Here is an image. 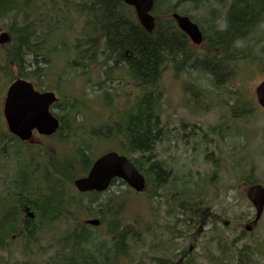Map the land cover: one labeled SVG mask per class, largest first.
Returning <instances> with one entry per match:
<instances>
[{"label": "trees", "instance_id": "16d2710c", "mask_svg": "<svg viewBox=\"0 0 264 264\" xmlns=\"http://www.w3.org/2000/svg\"><path fill=\"white\" fill-rule=\"evenodd\" d=\"M47 1L0 0V20L4 17L14 19V23L9 27L14 33L8 57L21 62L19 65L20 76L28 77L27 74H24L25 63L28 60L38 62L40 56H46L49 53L48 39L43 38L38 42L41 35L36 33L33 25L38 21L35 18L41 11L44 15ZM183 1L176 3L174 8L180 9ZM190 1L195 3L200 1L204 4L207 0ZM228 1L223 0L222 4H226ZM93 2L94 6L89 8L88 17L90 18L81 33L84 41L77 38L73 43L64 46L63 50L73 54L70 60L80 67L83 74L91 73L97 76V80H103L97 82L91 77L89 81L92 88L87 87L86 92L81 96L61 94L59 101L53 107V111L60 119L61 126L53 136L60 137V141L55 147L57 156L51 155L48 149L44 150L43 155H37L38 158H35L41 163V167L37 168L34 161H30L26 149L23 150L24 154L22 152L16 154L15 159L19 169L14 179L15 195L3 203L2 207L4 208L0 207V244L6 243L7 240L10 241L11 237H20L25 245H29V239L33 240L38 237L37 230L41 225L49 224L62 214L75 215L81 232L74 233L72 252L61 258L65 251H60V257L51 260V264H109L108 250L103 249L105 243L98 244L96 242L92 236L93 232L89 230L90 227L86 222L88 219L94 218V215L100 219L105 237L112 238L116 249L124 247V245L127 246L128 238L136 231H132L126 224L124 212L129 202L132 201L134 192L120 188L118 195H114V191L106 193L105 196L100 192H93L87 195L88 198H84L85 195L77 193L73 179L75 176L83 175L91 167L94 157L90 153V144L92 145L93 141H97V139L117 140L123 153L127 155L142 154L140 157H132V159L136 166L145 173L149 184L154 180L157 185L164 186L168 170L163 166L162 161H152L149 155L164 135L161 125L160 101L162 94L157 80L162 75L163 65H167L168 62L180 64V67H184L186 64L194 66L196 58L188 37L171 19L158 17L155 31L150 34L139 22L135 25L124 17L122 12L118 13L115 0H93ZM156 2V7H158L162 0H156ZM237 3L241 6H237ZM19 11L25 14L26 21L23 20L25 27H17ZM263 15L264 0L231 1L228 28L232 32L218 31L214 35L216 40L212 49L214 54H209V58L205 55L199 63L208 68L206 70L213 75L215 80L222 79L224 73L222 71L229 68L230 61L245 57L246 53L240 50H234L231 55H228L227 46L234 47L233 44L236 40L243 37L248 19L255 20ZM49 28L51 29L52 25ZM96 33L100 38L95 36ZM210 43L213 44L212 40ZM242 47L244 45H240L239 48ZM120 54L123 57H116ZM104 55L109 59L114 58L116 62L125 60L139 85L145 89L143 95L135 102L134 107L132 106L130 110L129 107L125 111L120 110L119 118L105 126L103 116L98 114V107L101 108V99H106L112 104L116 103L119 108V97L105 94L103 96L101 89H104V83L118 78L120 69L115 64L112 66L109 62L101 60ZM46 61L42 60L41 62L47 65ZM81 64L88 66L84 67ZM105 79L107 81L103 82ZM87 102H90V105H87ZM237 108L235 106L232 109L234 117L239 116ZM92 110L95 111V118L89 119L87 111ZM95 119L99 124L87 130V124H92ZM76 131L77 133L82 132L88 140L75 142L72 139V133ZM103 132L105 133L103 134ZM63 144L71 146L70 153L61 152L59 147ZM83 144L87 145L83 146ZM147 154L148 156H146ZM42 157H46L48 161ZM143 162L149 163L150 167L144 169L141 166ZM77 172L80 173L75 174ZM183 179L185 183L191 180L186 177ZM5 190L6 188L0 182V200ZM184 190V193L175 199V205L177 209L178 206H181L186 209L185 211H190L188 215L191 216L194 210L187 203L189 190ZM21 199L34 207L35 219H21V211H18ZM14 204L16 207H10ZM207 218V216L198 217L197 222L203 223ZM213 219L216 220L215 217ZM216 239L223 254L222 257L213 256L212 259L221 264L229 258V255L227 256L229 244L226 243L227 239L221 236H216ZM245 253L246 250H240L238 259L243 261ZM162 262L168 264L172 262V259L157 260V264Z\"/></svg>", "mask_w": 264, "mask_h": 264}, {"label": "rangeland", "instance_id": "374dc122", "mask_svg": "<svg viewBox=\"0 0 264 264\" xmlns=\"http://www.w3.org/2000/svg\"><path fill=\"white\" fill-rule=\"evenodd\" d=\"M81 1L84 2L86 0ZM168 1L162 0L161 8L163 10H169L167 8L169 3H166ZM205 2L204 4L208 6L215 5V0H207ZM87 3L85 2L83 5ZM228 3L229 1L226 4L221 2L220 5L223 6L221 8H225ZM237 6L241 5L237 3ZM187 8L189 13L194 14L196 19L207 26L204 19L208 10L201 7L197 10L190 9V6H187ZM222 16L224 17L225 14L223 13ZM85 17V15L83 17H74L79 23H73L74 19L69 20V22L73 25H79L82 23V18L84 19ZM260 18L255 20L248 19L246 22L247 25H250L249 28H246L247 32L251 35L254 33L252 35L253 38H257L259 35ZM11 22V17H4L0 20V26L7 28ZM65 22L61 20V23ZM72 33L73 31L62 33L64 35L62 36L61 34L59 36L56 46L61 48L62 41L63 45L69 44L72 39ZM212 33V30L207 29V34L212 35ZM262 40L263 38H258V41ZM251 42L252 40H250ZM260 47L259 45L258 47L256 46L255 50L257 51ZM69 57L72 58V55L70 54ZM66 58V52L60 49L56 50L54 61L49 64V75L40 78L41 84H43V87L61 89L58 94L68 92L73 96H81L86 92L87 87L92 88L89 81L91 73L83 74L81 70H74L77 72L76 74L73 71H69L66 61H60ZM4 65L5 56L0 52V107H3L5 92L10 83L9 77H6L2 72V66ZM246 65H248L247 61L240 62L239 71L246 72L242 73L241 78L248 89L243 86L241 80L236 81L234 84H229L228 87L232 89L237 87L241 92H244L246 97H252L255 84L258 83V80L264 74V66L261 67V72H259L260 65L257 62H251V65H249L250 71L247 72ZM10 70L12 73H16L14 67H11ZM225 71H227V68L222 72ZM67 72H70V75L67 76L66 83L63 74ZM259 73L260 78L257 79ZM207 74L200 75L198 71H192L177 75L175 68L165 70L160 86L164 90L162 127L166 131V136L164 134V140L156 146L154 156L162 159L168 168L171 169L172 178L192 177V188L200 187L201 192L204 194L197 197V199L208 200L212 205L213 211L225 216L222 221L218 222L216 227L221 230L224 238L227 239L233 249V251H229L228 261L236 264L235 249L248 246L251 250L252 264H264V255L260 253V246L264 243V216H262L251 233H243L240 228L248 220H253L255 212L252 203L243 194L247 177L252 178L254 176L257 180H261V183H264V109L257 108L255 113L248 117L233 119L229 106L235 103L236 97L240 94L234 95L223 90L225 92L218 95V100L215 94L209 93L207 96L211 104L204 95L203 98L194 99L185 91V86L188 83L195 82L205 91L219 90L214 85L212 76L206 77L205 75ZM130 78V76H126L123 83L129 81ZM126 84L128 85L126 91H132L134 88L132 80ZM157 85L161 88L159 84ZM119 89L120 91H125L123 86L119 87ZM247 90H251L252 93L247 95ZM240 98L245 99L243 96H240ZM133 104L134 100L131 101L129 110ZM101 106L102 109L98 114L105 116L104 122H108L110 116H113L115 120L119 118L121 111L116 103L112 104L106 99H102ZM94 113V110L87 111L88 118L94 119ZM98 124L99 122L95 119L92 124H87L86 129L88 130ZM1 129L6 131L4 127H1ZM191 131L193 132L192 134L189 133ZM187 133L186 137H182ZM59 138L54 137L44 140L43 150L48 149L51 155L57 156L54 144L58 142ZM72 139L75 142L88 140L82 132L77 133V131L72 133ZM36 144H38L37 141L34 142V145ZM86 145L83 144V146ZM65 146L66 144L60 145L59 149L61 152L70 153L69 150L64 148ZM10 147L17 149L13 144H10ZM119 147L118 141L106 140L93 141L91 145L95 156L100 155L102 152L113 150V148L123 152ZM38 150L37 148L27 150L30 161H34L36 167L39 163L35 160V158H38ZM21 152L24 154L23 151ZM210 152H214L215 155L208 157ZM10 153L13 154V150ZM215 156L219 158L216 162L213 161ZM148 165L142 163L143 168L148 167ZM6 166L8 172L13 170L10 160L6 162ZM214 171L216 172V177L211 180L210 177H214L215 173L210 177L208 174ZM167 181L168 178L166 179ZM120 188L129 189L127 185H122L121 183L114 187V189ZM180 188H182V185L178 180L176 184L169 183L164 188L152 185L151 189L156 191L155 196H150L148 193L133 194V200L131 199L132 201L129 202L124 215L126 224L132 231L136 232H133L135 235L134 239L129 240L125 253H117L118 264H155L152 259L154 257L174 256L176 253L177 255H182L181 252L183 251H185V255L192 251L190 256L196 259V264H217L211 257L214 255L220 256L222 250L215 240L217 234L209 230L210 226L201 225V231L197 232V224L194 220H191L189 224H185L181 220L177 221L175 215L169 216L168 214L172 212V210H168L169 207L176 209L174 199ZM139 208L143 212L146 211V213L137 215ZM224 220H227L228 223L224 224ZM74 228H77L78 232L81 230L79 225H70L62 221L52 224L39 232L38 242L31 245L30 253L18 251V247H20L23 240L17 239L11 243L8 252L2 253L4 259L0 264H50L55 254L62 250L69 251L67 247H63L62 239L69 230ZM90 231L100 236L101 239L105 237L103 228H92ZM240 236L243 237L238 238ZM185 260L183 259L182 262H179L175 259L172 264H185ZM238 264H244V261H240Z\"/></svg>", "mask_w": 264, "mask_h": 264}, {"label": "water", "instance_id": "95a60500", "mask_svg": "<svg viewBox=\"0 0 264 264\" xmlns=\"http://www.w3.org/2000/svg\"><path fill=\"white\" fill-rule=\"evenodd\" d=\"M126 1L136 5L140 21L149 32L153 31L155 19L149 14L153 0ZM173 16L192 41L195 44H201L203 37L198 26L188 17H181L177 14ZM7 40L8 35L2 34L0 41ZM256 92L260 104L264 106V81L257 87ZM55 100V94L52 92L39 93L28 82L15 81L8 89L4 110L10 130L24 140L32 139L31 132L34 128L42 134L56 131L59 120L50 111V106ZM115 176L124 178L137 191L145 187L144 176L125 156H119L115 152L99 158L86 177L75 180V185L82 192L101 191L108 187ZM246 194L257 207V219H259L264 208V188L261 185L251 186L246 190ZM87 222L95 225L100 223L98 219H91Z\"/></svg>", "mask_w": 264, "mask_h": 264}, {"label": "flooded vegetation", "instance_id": "af4514ba", "mask_svg": "<svg viewBox=\"0 0 264 264\" xmlns=\"http://www.w3.org/2000/svg\"><path fill=\"white\" fill-rule=\"evenodd\" d=\"M259 20H261V21L259 23L260 32H259L258 36H262L263 39H264V20L262 18H260ZM133 24H135V23H133ZM249 26L250 25H247L246 27L249 28ZM220 30H221V32H228V33L232 32V30H229V28L227 26V20H225L224 24L220 27ZM252 35H254V33ZM250 37H251V34L249 32H247V29H245L243 31V37L238 39V40H236V42L233 44V46H236V45L238 46L239 44L237 43V41H239V40L241 41V44H243V45H248L250 43V40H252V41L253 40L257 41L258 40L257 38H250ZM253 42H251V43H253ZM254 45L258 47L259 43H256ZM227 47H232V45H229Z\"/></svg>", "mask_w": 264, "mask_h": 264}, {"label": "bare ground", "instance_id": "6f19581e", "mask_svg": "<svg viewBox=\"0 0 264 264\" xmlns=\"http://www.w3.org/2000/svg\"><path fill=\"white\" fill-rule=\"evenodd\" d=\"M30 180V179H29Z\"/></svg>", "mask_w": 264, "mask_h": 264}]
</instances>
